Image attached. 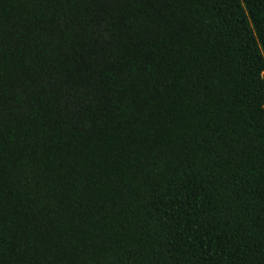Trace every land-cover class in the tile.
Instances as JSON below:
<instances>
[{
    "label": "trees",
    "instance_id": "16d2710c",
    "mask_svg": "<svg viewBox=\"0 0 264 264\" xmlns=\"http://www.w3.org/2000/svg\"><path fill=\"white\" fill-rule=\"evenodd\" d=\"M264 0H0V264H264Z\"/></svg>",
    "mask_w": 264,
    "mask_h": 264
},
{
    "label": "rangeland",
    "instance_id": "374dc122",
    "mask_svg": "<svg viewBox=\"0 0 264 264\" xmlns=\"http://www.w3.org/2000/svg\"><path fill=\"white\" fill-rule=\"evenodd\" d=\"M264 75V74H263Z\"/></svg>",
    "mask_w": 264,
    "mask_h": 264
}]
</instances>
